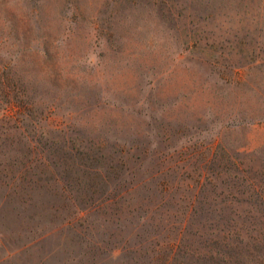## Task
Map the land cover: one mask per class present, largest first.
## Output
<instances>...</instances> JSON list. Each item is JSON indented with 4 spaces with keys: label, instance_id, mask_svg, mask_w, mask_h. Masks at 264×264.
Returning <instances> with one entry per match:
<instances>
[{
    "label": "rangeland",
    "instance_id": "374dc122",
    "mask_svg": "<svg viewBox=\"0 0 264 264\" xmlns=\"http://www.w3.org/2000/svg\"><path fill=\"white\" fill-rule=\"evenodd\" d=\"M0 74L30 103L0 95V264H133L111 249L144 236L141 208L161 197L150 213L167 222L223 221L231 203L234 246L240 232L247 264L264 256V0H0ZM77 162L107 168L111 195L144 183L17 249L73 217L61 179L86 206L100 194Z\"/></svg>",
    "mask_w": 264,
    "mask_h": 264
},
{
    "label": "trees",
    "instance_id": "16d2710c",
    "mask_svg": "<svg viewBox=\"0 0 264 264\" xmlns=\"http://www.w3.org/2000/svg\"><path fill=\"white\" fill-rule=\"evenodd\" d=\"M16 83L17 82H14L11 78H8V76L0 74V95L5 99V102L7 103L6 107H8V109H13L18 106L22 109H27L30 107V103L26 100L27 95L24 91H21L20 86ZM70 149L73 150L72 147ZM79 151L77 154L78 156H81L82 151ZM69 154L73 157L76 156V154ZM85 154L89 156L86 152ZM73 162L75 164V161ZM74 168L82 172L80 174L76 173L78 177L75 178V182L77 184L82 182L86 183V179L88 181L87 189L92 192L98 188L100 189V194L94 199H91L89 196L88 199L91 200H89V203H87L86 206V204H82V198H77V195H72L70 193L68 188L70 185H68V182L61 179L60 181L62 185L60 186V192L57 193L55 191L53 194L61 200L60 207L65 208L64 211L67 212L69 206L76 210L74 211V214L72 213L73 217L62 218L60 225H54L53 227L41 230L40 232L34 231L35 233L31 235V239L21 244L17 249H28L33 243L44 240L54 232V230L57 231L66 227L74 230V223L78 221L82 211H85L86 209L97 210L107 203H115L118 198H122L124 193H128L133 188H138L141 183H144L143 179L137 183H129V185L124 187L119 194L111 195V191L104 189V187L108 185V178L105 176L107 168L102 169L104 167L101 165L98 166L97 164L94 166H88L83 162H77ZM102 170H104V174ZM148 178L153 179L154 174L148 175ZM208 182L210 183L212 181L209 179ZM143 185L145 190L151 189V186L146 184ZM201 186H203V183ZM156 188L159 193H165L167 192V189H169V186L166 183L158 181L156 183ZM12 196H16L21 203V211L23 213L25 212L26 206L30 205L31 207H34L36 205L33 197L29 194L25 196L15 192ZM147 199H149V194L147 195ZM159 199L157 203L151 199L146 206L141 208V219L143 223L140 228L142 232H144V236L141 237L133 228L131 232L123 236L120 246L111 249L112 255H115V250H119L120 252H123V256H130V259L133 260V264H247L248 259L246 258V254H249L248 240H244L239 232L237 240L241 245L238 247L233 244L234 226L233 217L230 215L233 210L231 203L228 202L230 207L229 215L224 217L223 221L219 218L204 217V219L201 220L202 222H200L196 216L194 217V214H198L196 210H193V213L191 214V216H193L190 219L188 218L189 211L187 210L188 212L186 211V213H184L182 219L178 220L175 218L173 221L167 222L166 219H154L150 213L156 208H159L163 203V198L161 197ZM46 203L47 202L40 201L42 208L47 205L49 209H52L53 211L57 210V206H54L53 203ZM190 206L193 207L192 202L190 203ZM12 209H15V207H12ZM249 211L250 210L247 212ZM16 214H20L17 209ZM36 214L37 212L29 211L27 217L33 220L35 219ZM37 215L39 216V214ZM51 215L52 217H57V215ZM52 217L48 218L50 222L53 221ZM217 220L221 225L220 223H217ZM194 223L199 225L195 229L192 227V224L194 225ZM145 225L149 227L150 231L147 230V227H144ZM205 228L207 229L205 230ZM30 230L29 232H31ZM131 234L134 235V238L138 239L137 242L129 240L128 237ZM79 238L83 239L82 235H79ZM253 240L257 243L259 238H253ZM134 257H136V260H134ZM72 258L71 256H68L63 262L69 264L68 262L69 260L72 261ZM256 262L257 264H264V256L260 254ZM39 264H44V262L40 260ZM76 264L83 263L77 262ZM91 264L95 263L92 262ZM126 264H128L127 261Z\"/></svg>",
    "mask_w": 264,
    "mask_h": 264
}]
</instances>
